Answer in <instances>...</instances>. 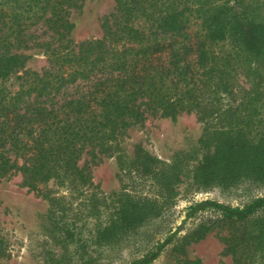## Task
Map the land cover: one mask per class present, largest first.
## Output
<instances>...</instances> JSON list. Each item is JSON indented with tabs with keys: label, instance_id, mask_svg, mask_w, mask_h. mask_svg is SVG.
Masks as SVG:
<instances>
[{
	"label": "trees",
	"instance_id": "trees-1",
	"mask_svg": "<svg viewBox=\"0 0 264 264\" xmlns=\"http://www.w3.org/2000/svg\"><path fill=\"white\" fill-rule=\"evenodd\" d=\"M84 1L0 0V180L19 176L21 187L50 199L48 231L59 248L52 264L82 258L94 246L112 248L156 210L118 194L119 203L89 227L97 207L79 223L50 194L56 188L86 198L96 188L92 166L148 117L202 113L210 120L197 148L169 172L137 154L141 169L161 175L169 192L264 181V126L252 136L248 124L213 122L222 106L237 103L230 117L243 105L264 107V0H114L101 35L75 42L70 15ZM35 45L47 65L24 69V51ZM204 213L188 239L216 229L232 264H264V217L250 225L264 214V193L237 205L193 201L182 223ZM180 228L126 264H150ZM9 245L0 218V264L12 257Z\"/></svg>",
	"mask_w": 264,
	"mask_h": 264
},
{
	"label": "rangeland",
	"instance_id": "rangeland-1",
	"mask_svg": "<svg viewBox=\"0 0 264 264\" xmlns=\"http://www.w3.org/2000/svg\"><path fill=\"white\" fill-rule=\"evenodd\" d=\"M113 7L114 0H85L79 10L72 11L70 21L73 27L70 36L73 41L98 38L102 33L101 19ZM24 53L28 55L24 69L40 70L47 65L42 46L35 45ZM248 85V82L244 83V88ZM230 106H237V103ZM230 106L216 108L219 118L213 120L215 125L229 126L233 121L241 126L248 124L252 128L250 132L247 129L248 135L258 136L260 127L264 126V121H259L264 120L262 101L253 106L243 105L240 116L230 117ZM207 118L208 114L202 113L148 117L144 122L132 125L126 135L118 139L114 149L109 154L102 155L98 163L92 166L96 188L88 190L86 198L74 199L65 190L52 188L54 190L50 194L62 207L69 210L68 217L77 218L79 223L89 221V227L107 216L119 203L116 200L119 198L118 194L125 193L131 200L146 201L149 207L158 210L144 218L138 233L128 236L112 248L94 246L91 254L86 253L82 258L78 255L72 259L66 257L61 264H84V260H89V264H126L143 253L150 243L175 231L179 226L181 228L174 240L150 264H179L183 260H190V264H232L230 255L222 252L223 244L216 229L199 241L186 237L208 213L182 223L185 207L205 198L232 205L242 204L264 193V181L252 182L243 178L227 188L215 186L184 192L180 187L169 192L161 175L146 173L136 163L138 153L146 154L157 159L156 164L153 162L156 170L171 171L172 162H181L183 155L197 148L198 140L210 121ZM19 182V176L0 180V218L10 241L12 255L6 264H52L54 252L59 251V248L48 231L47 213L51 201L35 192H28ZM92 206L97 207L100 213L92 215L86 221L83 218ZM263 217L264 214L251 221L250 225Z\"/></svg>",
	"mask_w": 264,
	"mask_h": 264
}]
</instances>
